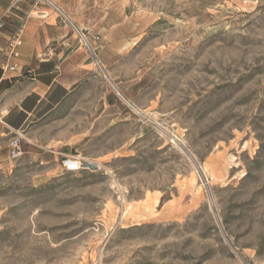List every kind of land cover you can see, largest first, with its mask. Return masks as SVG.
<instances>
[{
    "label": "rangeland",
    "instance_id": "obj_1",
    "mask_svg": "<svg viewBox=\"0 0 264 264\" xmlns=\"http://www.w3.org/2000/svg\"><path fill=\"white\" fill-rule=\"evenodd\" d=\"M51 1L89 65L0 169V264H264V0Z\"/></svg>",
    "mask_w": 264,
    "mask_h": 264
},
{
    "label": "crops",
    "instance_id": "obj_2",
    "mask_svg": "<svg viewBox=\"0 0 264 264\" xmlns=\"http://www.w3.org/2000/svg\"><path fill=\"white\" fill-rule=\"evenodd\" d=\"M14 1L0 0V16ZM35 3V0H23L10 19L16 22L28 16L17 59L20 67L12 72L0 68V114L8 125L0 128V169L11 163L8 140L13 131L22 132L47 116L71 92V85L61 76L68 70L89 65L73 60L82 47L59 14L51 7ZM53 97L58 98L57 102L52 103ZM49 104L53 105L50 109Z\"/></svg>",
    "mask_w": 264,
    "mask_h": 264
},
{
    "label": "built area",
    "instance_id": "obj_3",
    "mask_svg": "<svg viewBox=\"0 0 264 264\" xmlns=\"http://www.w3.org/2000/svg\"><path fill=\"white\" fill-rule=\"evenodd\" d=\"M22 1L15 0L13 6L0 16V68L5 72L16 71L20 67L17 59L20 57V48L24 43L23 36L28 16L22 17L16 22H10V19ZM39 3L40 0H37L35 5H39ZM2 126L8 127L4 116L0 114V128ZM22 140V133L13 131L8 140L10 161L18 160L24 153Z\"/></svg>",
    "mask_w": 264,
    "mask_h": 264
},
{
    "label": "trees",
    "instance_id": "obj_4",
    "mask_svg": "<svg viewBox=\"0 0 264 264\" xmlns=\"http://www.w3.org/2000/svg\"><path fill=\"white\" fill-rule=\"evenodd\" d=\"M57 100H58V98L53 97V98H52V103L57 102ZM52 106H53L52 104H49V105H48V109L52 108Z\"/></svg>",
    "mask_w": 264,
    "mask_h": 264
},
{
    "label": "bare ground",
    "instance_id": "obj_5",
    "mask_svg": "<svg viewBox=\"0 0 264 264\" xmlns=\"http://www.w3.org/2000/svg\"><path fill=\"white\" fill-rule=\"evenodd\" d=\"M50 1V3H52L54 6H56L55 4H54V2H52L51 0H49Z\"/></svg>",
    "mask_w": 264,
    "mask_h": 264
}]
</instances>
